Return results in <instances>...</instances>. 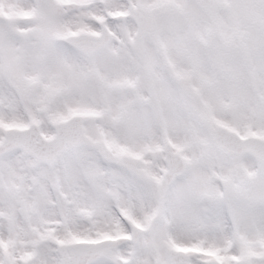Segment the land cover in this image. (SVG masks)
Wrapping results in <instances>:
<instances>
[{
	"label": "snow or ice",
	"instance_id": "obj_1",
	"mask_svg": "<svg viewBox=\"0 0 264 264\" xmlns=\"http://www.w3.org/2000/svg\"><path fill=\"white\" fill-rule=\"evenodd\" d=\"M0 264H264V0H0Z\"/></svg>",
	"mask_w": 264,
	"mask_h": 264
}]
</instances>
